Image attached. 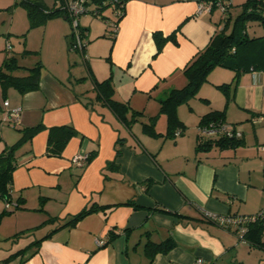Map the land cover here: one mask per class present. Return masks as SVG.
Segmentation results:
<instances>
[{
  "label": "crops",
  "instance_id": "crops-1",
  "mask_svg": "<svg viewBox=\"0 0 264 264\" xmlns=\"http://www.w3.org/2000/svg\"><path fill=\"white\" fill-rule=\"evenodd\" d=\"M37 1L52 11L64 0ZM244 1L231 0L229 11ZM200 2L126 0L116 25L112 6L94 15L90 5V11L79 16L87 41L83 55L69 48L71 30L65 14L38 24L42 27L38 61L36 42L27 35L23 45L5 39L11 48L7 50L5 44L7 54H0V65L14 55L20 66L39 62L41 67L34 90L20 93L0 84V154L21 139L23 128H42L13 154L11 208L0 198V262L25 249L4 263L146 264L145 241L170 236L176 244L154 255L152 264H198L199 258L202 264H264V232L260 245L242 241L232 224L207 221L204 215L207 211L246 216L264 205V121L255 120L264 115V71L240 72L225 92L219 85L231 82L234 72L216 66L197 95L177 107L185 126L182 135L163 136L166 119L165 128L156 130L157 137L143 131L142 124L151 117L158 114L155 124L165 117L158 112L160 99L185 84L183 67L222 26L225 17L217 8L196 12ZM18 4L8 7L11 27L17 11V25L22 28L15 31L21 32L29 18L21 19L23 5ZM106 10H111L112 19L105 18ZM155 31L163 36L173 33L175 40H166L158 50ZM29 54L34 60L24 64ZM14 74L24 72L19 69ZM108 76L114 98L137 117L130 128L108 104L88 102L96 95L94 80ZM15 107L21 108L17 119L3 121L6 109ZM215 110H225V122L242 134L243 143L196 151L198 122ZM136 124L139 134L132 130ZM61 125L73 126L78 135L68 139L59 156L48 155L49 128ZM84 152L89 157L83 166L72 162L73 156ZM112 160L118 167L108 169ZM147 178L154 182L145 189L142 182ZM92 205L105 209L87 214L75 226L57 228ZM157 206L178 215L153 209ZM112 229L117 235L107 242Z\"/></svg>",
  "mask_w": 264,
  "mask_h": 264
},
{
  "label": "trees",
  "instance_id": "trees-1",
  "mask_svg": "<svg viewBox=\"0 0 264 264\" xmlns=\"http://www.w3.org/2000/svg\"><path fill=\"white\" fill-rule=\"evenodd\" d=\"M114 1L115 0H88L87 5L93 6L92 13L94 15H100L104 9L108 6H112L117 13V19L115 20L116 25V23H118L120 18L123 16L124 2L126 0ZM20 4L27 9L30 27L42 24L46 20L45 18L54 16V14H64L61 10V6L52 9V11H46L43 7H41V4H39L37 0H20ZM229 8L230 6L227 9L225 18L221 21V28L218 29L214 35H212L211 39L203 47V49L193 55L188 63L183 67L182 74L186 77L185 84L178 89H171L163 99H160L158 112L165 115L167 126L166 131L162 135L166 138H175V136H177L175 135L176 131H179L178 135H182L185 130V126L178 118L176 111L177 107L182 103H187L190 99H192V97L197 95L201 85L207 80L208 75L210 74L209 72L216 68V66L225 67L227 69L229 68L234 72L231 82L219 85V87L225 92L233 83H235L240 72L253 70L264 71V0H245L240 4V9L236 15H232ZM252 21L258 22L261 26L262 33L260 35H248L247 28ZM153 39L156 41L158 50L161 49L166 40H175L173 33L163 36L159 31L153 32ZM40 67L41 65L39 62H36L30 67L20 66L14 55H8L4 58L0 65V84L6 87L12 86L20 91V93L34 90L38 87ZM19 69L24 72L23 75L19 76L14 74V72ZM94 89L96 90V95L94 99L88 100V102L93 104L95 101H101L106 105L108 104L114 114L121 119L125 126L130 128L132 123L137 120V117L135 113H130L129 107L126 103L117 101L114 98L115 90L112 86V77L108 76V78L103 81L94 80ZM128 114H130L129 117ZM157 115L151 117L147 123L142 124L144 133L146 132L154 137H157V135L160 134L159 132H156L155 129ZM210 122L215 124L225 122V110H215L205 113V115L200 118L198 125H206ZM226 123L229 124L228 122ZM231 126L233 127V130L236 131L232 124ZM41 128L42 125L23 128L21 139L13 145L5 148L0 154V198L3 200L10 201L12 173L16 166L15 155L13 154L16 148L20 146L23 141H26L28 138L33 136V134L38 132ZM74 135H78V132L70 125H61L59 127L55 126L49 128L47 154L59 156L61 154L60 152L68 142V139ZM197 140V145L195 146L196 151H207L213 147L225 149L227 147L238 146L243 143L242 135L240 137H228L227 134L203 136L198 133ZM116 151L117 155L119 151ZM117 167L118 165L114 162V160L109 161L107 164L108 169H114ZM153 182L154 180L147 178L142 182V184L145 186V189H147V187H149V185ZM129 203L133 204L134 202L129 201ZM99 209L103 210L105 207L100 205L86 207L75 213V215L71 218H68L57 228L63 226H75V224L87 216V214L96 212ZM153 209L178 215L177 211L167 210L163 206H157ZM50 220H54V218H51ZM205 220L210 221L211 219L209 220L208 218H205ZM261 230L262 228L260 224L250 223L247 228V233L243 236V240L252 241L253 243L260 245V238L262 232H264ZM53 231H55V229L51 232ZM50 233L46 236L50 235ZM116 235L117 232L115 230H110L108 232L109 238L107 242L112 241ZM39 242L40 239L36 240V248ZM175 244L176 242L170 236L159 242L153 241L150 238L147 239L143 244L144 251L148 258V262L146 264H152V258L154 255L157 253L168 252ZM24 250L25 249H22L12 253L4 260V262L8 263Z\"/></svg>",
  "mask_w": 264,
  "mask_h": 264
},
{
  "label": "built area",
  "instance_id": "built-area-1",
  "mask_svg": "<svg viewBox=\"0 0 264 264\" xmlns=\"http://www.w3.org/2000/svg\"><path fill=\"white\" fill-rule=\"evenodd\" d=\"M117 1V0H115ZM114 1V2H115ZM88 0H64L61 2V10L65 16L69 19L70 22V37H69V48L71 50L79 52L83 55V51L87 45V41L83 36V31L79 26V16L89 12ZM231 4V0H201L198 5L196 12L201 13V11L211 12L213 8H217L221 11L222 18L226 16L227 9ZM11 46L9 43L6 44V49L9 50ZM4 105L7 107L8 102L5 101ZM21 111L20 107L7 108L3 118V121L11 122L15 121L19 116ZM257 121H264V116L258 115L255 117ZM198 133L203 136H217L218 134H227L228 137L235 136L240 137L242 134L238 131H234L231 124L226 122H220L218 124L210 122L206 125L198 126ZM179 131L175 132V135H178ZM89 154H76L72 157V162L76 165L83 166L85 161L88 159ZM11 191V190H10ZM4 205L7 209L11 208V201L4 200ZM204 215L210 220H214L221 225L232 224L235 227L236 233L240 240H243V236L247 233V228L250 223H257L261 225V228L264 229V205L259 209L258 212L246 216H227V215H217L211 212L204 211ZM196 263L202 264V258L196 260ZM0 264H5L0 262Z\"/></svg>",
  "mask_w": 264,
  "mask_h": 264
},
{
  "label": "rangeland",
  "instance_id": "rangeland-1",
  "mask_svg": "<svg viewBox=\"0 0 264 264\" xmlns=\"http://www.w3.org/2000/svg\"><path fill=\"white\" fill-rule=\"evenodd\" d=\"M20 2V0H0V44H3V50L0 48V54L2 56H5L7 54V51L5 49V44L8 43L7 38H9V40L13 41V45L16 46L18 44H24L25 42V36L27 35L26 39H30L31 41H35L36 43V61H38L40 59V54L38 53L39 49V45L37 43H39L40 39H41V34H42V27L39 26L38 24L30 27V22H29V16H28V12L27 9L24 6H21L23 8V18H21L23 21H25L24 19H28V25L27 27H24V29H22L23 31L21 32H17L15 31V28H22V25H20V23H18L17 25V19H19V16L17 14V11L15 12V16H14V20H15V24L13 27H11L10 21H11V16L12 14L11 12V8L8 7L9 4H18L17 3ZM21 5V4H18ZM20 6H17V8H19ZM93 7V6H92ZM21 8V9H22ZM240 9V5H234L233 10H232V15H236L238 13ZM25 10V11H24ZM92 14H90L91 16ZM103 15L105 16V18L107 20L112 19L111 16V10H106L105 13H103ZM20 19V20H21ZM22 20L20 22H22ZM24 33V35H23ZM247 33L248 35H260L262 33V28L259 25L258 22H251L248 25L247 28ZM6 39V40H5ZM27 46V45H26ZM32 48V47H31ZM32 54H29L26 56V58L24 59V64H28L30 63L31 60H34L33 56H31ZM148 122V121H147ZM165 128V117L164 116H160L159 121L156 123V130H163ZM135 133L139 134L140 132V126L139 124H136V127L132 129Z\"/></svg>",
  "mask_w": 264,
  "mask_h": 264
}]
</instances>
